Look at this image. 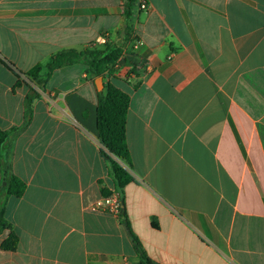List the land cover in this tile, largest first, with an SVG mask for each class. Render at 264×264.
Listing matches in <instances>:
<instances>
[{
	"label": "crops",
	"instance_id": "0c3cea01",
	"mask_svg": "<svg viewBox=\"0 0 264 264\" xmlns=\"http://www.w3.org/2000/svg\"><path fill=\"white\" fill-rule=\"evenodd\" d=\"M124 13V0H0V60L28 82L61 51L103 34L123 43ZM130 23L142 45L131 39L107 80L131 99L122 165L134 234L152 264H264V0L136 1ZM16 82L0 61L3 131L24 123L29 87ZM36 89L13 140L27 191L5 212L20 243L0 264H139L122 219L96 209L115 184L93 76L73 65Z\"/></svg>",
	"mask_w": 264,
	"mask_h": 264
},
{
	"label": "trees",
	"instance_id": "16d2710c",
	"mask_svg": "<svg viewBox=\"0 0 264 264\" xmlns=\"http://www.w3.org/2000/svg\"><path fill=\"white\" fill-rule=\"evenodd\" d=\"M126 33L128 38L121 44L108 41L102 48L97 44H92L90 48L83 51L65 50L57 53L51 62L45 66L46 74H42V68L30 76L28 79L35 85H30L23 80L20 73L16 72L12 65L0 60L3 65L10 69L17 77L15 87L22 83L27 84L29 92L24 100V123L20 127L12 128L8 131L0 129V236L8 232L6 239L1 241L0 249L6 252H16L20 238L5 218L6 206L10 198H22L27 191V184L13 171L14 147L13 140L16 139L32 123L34 117V102L41 96L36 87L45 91L46 86L53 73L62 68L73 65H83L86 71L93 76V79L102 77L104 90L98 94L97 107V129L98 139L101 145L100 154L105 160L109 176L115 184V193L101 186L103 198L117 194L123 203V209L118 215L128 231L133 244L134 251L138 257L139 264H152L140 240L134 234L129 218L125 211V187L133 181L132 176L122 164L131 167L130 151L126 139V118L130 108L131 99L114 83L107 80L115 69L120 58L126 53V47L133 37V30L130 23L132 10L136 0H124ZM102 182H100V185ZM157 227V224H153Z\"/></svg>",
	"mask_w": 264,
	"mask_h": 264
},
{
	"label": "built area",
	"instance_id": "2783aa9c",
	"mask_svg": "<svg viewBox=\"0 0 264 264\" xmlns=\"http://www.w3.org/2000/svg\"><path fill=\"white\" fill-rule=\"evenodd\" d=\"M139 4L140 11H146L148 9V0H136ZM109 40L107 34H103L98 38L97 45H105ZM142 45V42L136 38V35L133 34L131 47L133 50H137ZM122 58V57H121ZM120 58V59H121ZM120 61V60H119ZM119 62L116 64L115 69L118 68ZM96 209L105 213L119 215L120 211L123 209V203L120 196L114 194L112 196L102 198L97 204Z\"/></svg>",
	"mask_w": 264,
	"mask_h": 264
},
{
	"label": "water",
	"instance_id": "95a60500",
	"mask_svg": "<svg viewBox=\"0 0 264 264\" xmlns=\"http://www.w3.org/2000/svg\"><path fill=\"white\" fill-rule=\"evenodd\" d=\"M95 84H96V87H97V90H98L99 93L104 90V82H103V78L102 77L97 78L95 80Z\"/></svg>",
	"mask_w": 264,
	"mask_h": 264
},
{
	"label": "rangeland",
	"instance_id": "374dc122",
	"mask_svg": "<svg viewBox=\"0 0 264 264\" xmlns=\"http://www.w3.org/2000/svg\"><path fill=\"white\" fill-rule=\"evenodd\" d=\"M28 82L32 83L30 80H28Z\"/></svg>",
	"mask_w": 264,
	"mask_h": 264
}]
</instances>
